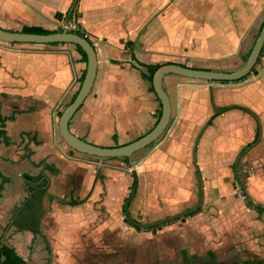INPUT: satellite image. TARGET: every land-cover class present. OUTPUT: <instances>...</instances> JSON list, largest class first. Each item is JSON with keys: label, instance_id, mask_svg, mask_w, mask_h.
<instances>
[{"label": "crops", "instance_id": "1", "mask_svg": "<svg viewBox=\"0 0 264 264\" xmlns=\"http://www.w3.org/2000/svg\"><path fill=\"white\" fill-rule=\"evenodd\" d=\"M74 1L97 68L68 128L103 147L132 142L157 122L161 106L150 66L177 63L226 71L243 64L262 4L183 0L181 5L177 0L164 5L144 31L140 20L142 32L127 39L105 18L109 0H0V28L46 29ZM177 5L183 8L181 20L175 18ZM135 10L143 18L144 5ZM27 45L0 42V248L12 249L21 264H206L196 263L195 249L183 243L189 233L203 240L208 259L225 262L215 248L228 228L223 225L240 219L239 213L226 214L235 189L246 194L244 203L257 217L264 215L253 207H264V193L258 189L256 195L255 183L251 187L247 178L245 188L239 178V165L255 171L252 181L264 170V46L253 71L239 81L164 76L171 107L166 131L137 161H121L73 151L59 135L58 117L85 73L76 47L57 44L51 52ZM232 106L244 109H227L208 123L216 111ZM25 177L46 178L47 188L29 193ZM126 214L139 225L161 223L143 229L129 223ZM178 215L191 230L182 234L175 228L180 219L171 218ZM163 221L170 226L161 228ZM259 239L264 242V234ZM259 248L255 252L264 254V244ZM257 261L263 264L251 260Z\"/></svg>", "mask_w": 264, "mask_h": 264}, {"label": "rangeland", "instance_id": "2", "mask_svg": "<svg viewBox=\"0 0 264 264\" xmlns=\"http://www.w3.org/2000/svg\"><path fill=\"white\" fill-rule=\"evenodd\" d=\"M177 0H109L107 1L106 9H105V18L108 21H112L118 26V33L121 36V33L125 32V37L128 39L129 37H135L136 34H140L142 31L138 30L140 20H143V31L146 29V26L151 24L153 22V19L157 17L158 15L162 14L165 9L164 5L167 3L172 4ZM144 5L143 10V18H141V15L139 16L140 12H138V17L135 15V7L138 4ZM137 4V5H136ZM183 4V0H181V5ZM117 5L115 8L114 6ZM180 6H176V20H181L183 17H180V12L183 11V8ZM156 8H159L158 10ZM159 12V13H158ZM79 13H77V9L74 8L72 12L69 14V11L65 12L64 14L57 17V14L54 16V19L51 21L52 24L45 27L46 30L49 31H80L83 33V35L89 36V33L86 32V29L80 25V23L77 22ZM264 18V0H262V4L259 10V13L256 16L255 22H254V28H253V35L250 37V47L254 41V38L256 34L258 33L260 24ZM27 46H33V47H44L45 51H55L54 48L57 47V44H48V45H41V44H31ZM132 46V43L128 44V47ZM48 49V50H47ZM242 62V61H241ZM242 63H239L238 65H229L224 70L226 71H234L236 68ZM215 69V68H214ZM222 70L221 68H219ZM151 148V145L145 147L144 149H141L134 153L130 160L137 161L138 158H140L145 152H147ZM108 158H101V160H107ZM121 161H123V158H121ZM239 168L241 171H239V178L241 182L243 183L244 187L247 188V178L249 180V183L251 184V187H253V183H255L253 191L256 195H258L256 192H258V189L260 192L264 193V184L260 181L264 182V170H260L257 173L258 179L251 180L254 176L252 174H255V171H251L249 167L246 165H239ZM225 176L227 175V172L225 171ZM250 175V176H249ZM252 175V176H251ZM249 176V177H248ZM228 188V187H227ZM229 189V188H228ZM232 193L234 196V201L232 202V205L230 206L231 211L226 210V214L228 215L230 212L239 213V218L237 220H230L228 222V225H223L228 227L224 231V235L221 236L222 243L216 245L215 252L218 254V257L220 259H224L226 262L228 261H234L237 260L238 262H245L253 260L254 258H259L263 260L264 264V254L257 253L260 250V244H264L263 240L259 239L260 234H264L263 225L264 222L262 220L263 216H256L251 208L247 207L244 203L245 199L242 198L239 192V188L235 189ZM131 189H129L127 195L129 196L131 193ZM256 191V192H255ZM227 193H225L226 195ZM230 194V193H228ZM262 205H264V196L262 198ZM225 214V215H226ZM226 217L223 219L226 222ZM180 219V218H179ZM133 220V219H132ZM262 220V221H261ZM169 221V220H168ZM261 223H259V222ZM145 222V221H143ZM165 222V221H163ZM184 220H178L177 222H174V226L182 234L184 232H188V225H182ZM171 222H165L160 227L166 228L170 226ZM144 224V223H143ZM263 224V225H262ZM182 228V229H181ZM195 235L189 236V233L187 235L183 234V243L186 244V246L189 247V249H195L193 250L194 253L197 254L196 257H193L194 260H196V263L207 261L209 262L210 259L206 257L203 250V240L200 242L196 240L194 237ZM257 251V252H255ZM254 252L256 255H254ZM180 262L184 260L180 257Z\"/></svg>", "mask_w": 264, "mask_h": 264}, {"label": "water", "instance_id": "3", "mask_svg": "<svg viewBox=\"0 0 264 264\" xmlns=\"http://www.w3.org/2000/svg\"><path fill=\"white\" fill-rule=\"evenodd\" d=\"M76 5L74 1L69 14ZM0 42L3 43H27V44H72L75 47H80L85 54V73L75 94L74 99L65 106L58 117V132L71 150L78 153L93 156L97 158H129L137 151L152 145L166 131L169 122L171 107L169 98L163 88L162 79L164 76L174 74L186 79L208 81V82H233L239 81L247 77L253 70L264 46V22L254 40V43L249 51V54L243 64L234 71H221L214 69L193 68L182 66L177 63L162 64L156 69L152 75L153 91L160 103V115L154 126L144 135L124 145L103 147L89 143L81 138L70 133L68 125L80 108L86 97L89 95L96 74L97 60L95 49L91 42L83 36L70 31H57L46 34L24 33L21 31H10L0 28ZM135 191V187L128 200L125 202V211L127 204ZM161 222H156L150 225H138L140 228L147 229L149 227L159 225Z\"/></svg>", "mask_w": 264, "mask_h": 264}, {"label": "trees", "instance_id": "4", "mask_svg": "<svg viewBox=\"0 0 264 264\" xmlns=\"http://www.w3.org/2000/svg\"><path fill=\"white\" fill-rule=\"evenodd\" d=\"M60 14L58 13L57 14V17H59ZM61 31V30H59ZM21 32H24V33H38V34H46V33H52V32H55V31H49V30H46V29H43V28H40V27H23L21 29ZM71 32H74L76 34H79L81 36H83V33H81L80 31H71ZM88 40V39H87ZM76 49L78 50V52L80 53V55L82 56V59L85 61L86 60V57H85V54L84 52L82 51V49L80 47H76ZM262 52V51H261ZM259 59V58H258ZM168 64V63H167ZM160 65H153V66H150L149 69L151 70V74H153L156 69H158ZM182 66H185V65H182ZM253 71V70H252ZM84 75V74H83ZM83 75L81 77V81L83 79ZM244 79V78H243ZM242 80V79H241ZM76 94V93H75ZM75 95L72 97L71 101L74 99ZM230 108H241V107H237V106H232V107H227V108H224L222 110H219V111H216L211 117L210 119L208 120V123L216 116L218 115L220 112L222 111H225L227 109H230ZM241 109H244V108H241ZM160 113V112H159ZM160 115V114H159ZM10 118V117H9ZM3 121V119L1 120ZM0 121L1 125H2V122ZM3 131L0 130V135L3 136ZM5 139V138H4ZM243 153V152H241ZM123 159H128V158H123ZM26 179V183H27V190L28 192H33V191H43L47 188V185H48V180L46 178H43V177H36L37 179L35 178H31V177H25ZM241 189H242V186H240ZM245 193L243 192L242 196L245 197ZM75 203H73V205H75ZM252 205V204H250ZM253 207L255 208V210L261 214L264 212V207L262 206H259V205H253ZM190 213L188 214H184V216H188ZM183 216V215H182ZM181 217V215H178V216H175V217H172L171 220H177ZM170 220V219H169ZM137 227V226H136ZM0 253H1V261H0V264H21V259L14 253V251L8 247H1L0 248ZM214 256H212L210 258V261L207 262L206 264H252L253 262L249 261L247 263L245 262H238L237 260H234V261H228V262H215L213 260ZM262 262L261 261H257L256 264H261Z\"/></svg>", "mask_w": 264, "mask_h": 264}, {"label": "flooded vegetation", "instance_id": "5", "mask_svg": "<svg viewBox=\"0 0 264 264\" xmlns=\"http://www.w3.org/2000/svg\"><path fill=\"white\" fill-rule=\"evenodd\" d=\"M125 218H126L127 221H129V223L133 224L134 221L130 220L127 214H126ZM138 225H139V224H138ZM136 226H137V225H136Z\"/></svg>", "mask_w": 264, "mask_h": 264}, {"label": "built area", "instance_id": "6", "mask_svg": "<svg viewBox=\"0 0 264 264\" xmlns=\"http://www.w3.org/2000/svg\"><path fill=\"white\" fill-rule=\"evenodd\" d=\"M84 38L88 39V37L86 35H83Z\"/></svg>", "mask_w": 264, "mask_h": 264}]
</instances>
